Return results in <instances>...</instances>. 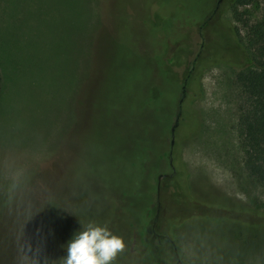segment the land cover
Returning a JSON list of instances; mask_svg holds the SVG:
<instances>
[{"label": "rangeland", "instance_id": "374dc122", "mask_svg": "<svg viewBox=\"0 0 264 264\" xmlns=\"http://www.w3.org/2000/svg\"><path fill=\"white\" fill-rule=\"evenodd\" d=\"M233 8L0 0V264H58L89 221L122 239L113 264H264Z\"/></svg>", "mask_w": 264, "mask_h": 264}, {"label": "trees", "instance_id": "16d2710c", "mask_svg": "<svg viewBox=\"0 0 264 264\" xmlns=\"http://www.w3.org/2000/svg\"><path fill=\"white\" fill-rule=\"evenodd\" d=\"M233 7L234 20L245 34L250 62L235 76L244 95L237 122L239 145L246 173L264 187V0H233ZM250 8L260 11L259 18Z\"/></svg>", "mask_w": 264, "mask_h": 264}, {"label": "clouds", "instance_id": "9594fccd", "mask_svg": "<svg viewBox=\"0 0 264 264\" xmlns=\"http://www.w3.org/2000/svg\"><path fill=\"white\" fill-rule=\"evenodd\" d=\"M124 248L122 239L106 226L89 221L65 245L58 264H113Z\"/></svg>", "mask_w": 264, "mask_h": 264}, {"label": "water", "instance_id": "95a60500", "mask_svg": "<svg viewBox=\"0 0 264 264\" xmlns=\"http://www.w3.org/2000/svg\"><path fill=\"white\" fill-rule=\"evenodd\" d=\"M171 131H173V129H172ZM164 177H166V176H160V177L158 178V182L160 181L161 178H164ZM157 193H158V184H157Z\"/></svg>", "mask_w": 264, "mask_h": 264}]
</instances>
